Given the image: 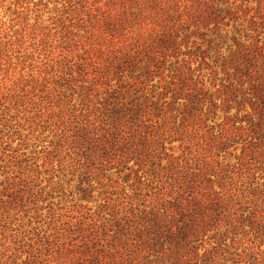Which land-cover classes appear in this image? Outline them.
<instances>
[{
  "label": "trees",
  "instance_id": "1",
  "mask_svg": "<svg viewBox=\"0 0 264 264\" xmlns=\"http://www.w3.org/2000/svg\"><path fill=\"white\" fill-rule=\"evenodd\" d=\"M84 3L95 35L88 43L96 54L90 57L95 76L80 88L93 114L84 135L101 151L104 167L111 163L134 176L132 194L104 195V251H90L86 262L264 264L240 204L213 187L239 178L242 163L232 170L212 164L231 146L232 135L226 129L215 135L209 150L198 151L208 161L194 167L189 146L182 158L168 153L167 136L177 132L171 121L160 122L178 118L183 132L221 100L227 113L237 109L228 121L264 140V0ZM207 60L226 75L214 93L192 66Z\"/></svg>",
  "mask_w": 264,
  "mask_h": 264
},
{
  "label": "rangeland",
  "instance_id": "2",
  "mask_svg": "<svg viewBox=\"0 0 264 264\" xmlns=\"http://www.w3.org/2000/svg\"><path fill=\"white\" fill-rule=\"evenodd\" d=\"M89 17L84 0H0V264H88L90 251H104V195L133 193L131 171L104 167L101 151L84 135L93 114L80 88L96 69ZM192 66L210 93L222 87L220 64ZM215 105L183 132L180 119L160 117L177 132L167 136V151L182 158L189 146L190 162L199 167L208 161L200 149L209 150L224 129L232 135L212 164L232 170L242 163L239 178L213 187L240 204L264 263V140L226 119L236 108L227 113L221 100Z\"/></svg>",
  "mask_w": 264,
  "mask_h": 264
}]
</instances>
